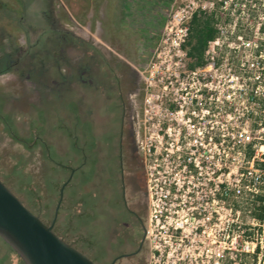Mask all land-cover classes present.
I'll use <instances>...</instances> for the list:
<instances>
[{
	"label": "built area",
	"instance_id": "2783aa9c",
	"mask_svg": "<svg viewBox=\"0 0 264 264\" xmlns=\"http://www.w3.org/2000/svg\"><path fill=\"white\" fill-rule=\"evenodd\" d=\"M260 3L264 8V0ZM241 4L238 0H186L171 17L176 29L169 32H175L179 41L174 46L176 61L163 65L159 73L161 97L169 103L158 122L173 120L179 126L175 131L178 154L172 158L165 151L157 171L149 170L148 175L151 221L180 242L173 264H224L227 259L237 264L241 253L254 256L258 246L264 248V236L239 243V234L228 242L229 232L240 229L241 213L252 214L257 197L264 193V32L260 30L264 22L257 23L251 36L233 39L240 32L238 16L223 23L217 12L218 5L225 11L229 5ZM198 11L217 13L219 37L209 43L207 65L191 70L182 45L188 22ZM227 82L238 86L228 90ZM249 145L251 158L246 154ZM155 175L157 183L152 185ZM155 186L159 192H153ZM172 245L168 242L155 251L163 257Z\"/></svg>",
	"mask_w": 264,
	"mask_h": 264
},
{
	"label": "flooded vegetation",
	"instance_id": "af4514ba",
	"mask_svg": "<svg viewBox=\"0 0 264 264\" xmlns=\"http://www.w3.org/2000/svg\"><path fill=\"white\" fill-rule=\"evenodd\" d=\"M56 1L48 0L47 10L42 12L51 32H43L36 42L44 37L42 48L31 56H52L60 83L75 82V99L70 101L75 112L67 118L69 136H62L65 147L71 145L74 151L63 166L62 184L75 193L76 248L96 264H152L151 236L161 232L160 223L155 225L150 218L148 171L165 151L173 154L172 158L177 156L176 124L160 120L156 134L162 138L158 142L161 147L149 142L152 134L146 118L145 77L139 70L142 58L127 53V32H108L101 23L93 34L70 29L67 11ZM14 2L18 9L3 8L7 5L0 2L1 10L9 11L8 19L17 16L26 21V4ZM16 31L9 33L12 43L4 44L6 52L13 48L17 54L14 64L27 51L20 41L13 42L21 32L19 28ZM63 65H69L75 75ZM37 216L47 225L55 218L48 222L45 208Z\"/></svg>",
	"mask_w": 264,
	"mask_h": 264
},
{
	"label": "rangeland",
	"instance_id": "374dc122",
	"mask_svg": "<svg viewBox=\"0 0 264 264\" xmlns=\"http://www.w3.org/2000/svg\"><path fill=\"white\" fill-rule=\"evenodd\" d=\"M22 1L26 4L23 15L26 21L24 22L18 20L17 16L13 20L8 19L7 13L9 11L0 8V112L3 114H0V177L5 185L23 201L26 198V185H33L39 195L42 196L43 203L49 205L52 210L56 202V192L54 188V191L50 193V184L53 185L57 181L63 182V179L61 180L63 177L61 174L65 172L63 166L74 151L71 145L68 149L65 147L62 136H69L67 118L72 112H75V107L70 103L75 99V82L73 79L71 85L64 86L60 83L59 71L53 65L55 58L52 56L45 57L41 53L32 58L31 55L34 54L35 49L40 50L42 48L40 46L44 37H41L39 44L36 43L37 40L43 32L48 35L52 29L45 22L42 14L43 11L47 10L48 0ZM260 1L238 0L239 4L245 5L241 4L240 7H230L229 5L225 11L221 10L218 5L217 12L223 23H228L235 16H238L240 32L251 36L257 23L264 22L262 19L264 8L260 5ZM0 2L8 6L3 8H19L14 0H0ZM59 2L63 4L70 18V29H79L93 34L101 23L103 28L108 29V32H127V53L133 52L134 57L138 55L142 58L139 70L145 77L146 118L151 123L150 133L152 134L149 142L161 147L158 144L160 138L156 134L159 114L164 112L163 109L168 106L169 101L161 97L164 91L158 81L159 73L163 71V65L170 61H176L174 46L179 40L175 32H169V29H176V23L171 18L172 14L178 7L185 4L186 0H172L164 25L157 37L154 35L155 32L148 37L145 34L147 32L135 29L133 18L128 17L131 8L127 5V0H57L56 4ZM233 9L236 10L235 15H232ZM30 26L38 29L37 32H31ZM17 28L21 32L17 34L13 42L20 41L23 49L27 51L21 54L18 57V62L14 64L12 61L15 62L17 54L12 52L13 48H10L12 51L6 52L4 44L6 41L12 43V37L9 33L13 30L17 32ZM34 44H37L36 48L33 46ZM8 54H11L10 59L7 58ZM229 54L231 55V53ZM235 60L237 59L235 58ZM185 61L187 63L186 58ZM63 67L68 73L75 75L74 70H70L69 65H63ZM42 71H44L43 75L39 73ZM237 72L243 73L242 70H237ZM146 81H149L151 85ZM226 86L228 90H231V88H236L238 84L227 82ZM179 118L182 119V117ZM10 121L18 135L26 139L23 144L15 141L9 135ZM185 121L182 120L181 122ZM175 127L177 130L179 126L176 125ZM183 127L184 125L181 124L180 128ZM49 134L52 142L60 146L58 152L54 146L49 145ZM170 162L171 160L167 161L168 170L171 167ZM156 164H159V161L152 163V168L149 170L156 172V168H158ZM55 174L57 175L56 181L53 178ZM156 176L153 177L152 185L157 183L154 181ZM156 188L155 186L153 192H159V189L156 190ZM71 194L73 195L71 201L64 203V209L59 215V224H64L67 219L72 217L73 224L76 225V198L73 189H64L63 199L67 200ZM48 214L51 216V213ZM50 216L48 222H50ZM238 222L240 229L235 228L233 232H229V244L234 240V236L239 234L241 235L238 237L239 243L243 240H260L264 236V224H258L247 210L241 213ZM159 231L161 233L154 232L151 236L153 252L155 253L152 264H173L178 254L176 249L179 241L174 242L173 239H170L165 230L160 229ZM241 232L244 234L242 235ZM66 238L70 242H77V232L76 235L67 234ZM168 242L173 243L171 249H166V253L160 257L159 253L155 251V247L162 249ZM167 254H170V257H167ZM236 262L237 264H255L254 256L250 253H241ZM229 263V259L224 261V264ZM256 263H261V257L256 260ZM0 264H25L1 238ZM192 264L195 262L193 261Z\"/></svg>",
	"mask_w": 264,
	"mask_h": 264
},
{
	"label": "trees",
	"instance_id": "16d2710c",
	"mask_svg": "<svg viewBox=\"0 0 264 264\" xmlns=\"http://www.w3.org/2000/svg\"><path fill=\"white\" fill-rule=\"evenodd\" d=\"M171 3L172 0H127V5H129V7L131 8L130 15H128V17L133 18L136 30H140L141 32H147L145 34L148 37L155 32L154 35L157 37L158 33L160 32V29L164 25L165 17ZM217 17L218 15L216 12L208 14L204 13L203 11H198L192 16V18L188 22V36L186 38L185 43L182 45V49L186 52V60L189 69L193 70L207 65L208 62L206 61L205 55L209 43L219 37V31L216 28ZM260 30L261 32H264V25L261 26ZM239 35H242L246 38L248 37V35L243 32H236L233 39H236ZM0 114L3 115L1 112ZM9 126V135L15 141L23 144L26 139L18 135L11 121L9 123ZM246 154L248 158L252 157L253 149L251 145L247 146ZM62 185L63 184L59 183L58 181L54 184L56 192V202L54 203V207L52 208V210L49 208V205L43 203L42 196L39 195V193L35 190L34 186L31 184L26 185L25 201H23L22 199L20 200L35 215H38L39 210L45 208L47 213H51V222L54 218L55 211L60 200V191ZM72 197L73 195L71 194L67 200L64 198L61 202L58 210V219L56 220V226L54 228V231L58 236H60L76 248V241L70 242L66 238L67 234L70 233V235H76L77 232L76 225L73 224V220L71 219L72 217H70V219H67L64 224H59V215L62 209H64V203L70 202ZM252 215L260 225L264 224V193L257 197V204L253 208ZM260 230L262 232V229ZM8 247L11 251H13L10 246ZM259 254H261L260 264H263L264 248L260 249V246L256 248V252L254 254L255 264H257L256 260H258Z\"/></svg>",
	"mask_w": 264,
	"mask_h": 264
},
{
	"label": "water",
	"instance_id": "95a60500",
	"mask_svg": "<svg viewBox=\"0 0 264 264\" xmlns=\"http://www.w3.org/2000/svg\"><path fill=\"white\" fill-rule=\"evenodd\" d=\"M64 188L54 221L47 225L0 178V238L25 264H96L54 231Z\"/></svg>",
	"mask_w": 264,
	"mask_h": 264
},
{
	"label": "crops",
	"instance_id": "0c3cea01",
	"mask_svg": "<svg viewBox=\"0 0 264 264\" xmlns=\"http://www.w3.org/2000/svg\"><path fill=\"white\" fill-rule=\"evenodd\" d=\"M48 138V137H47ZM49 145L51 146H54L55 147V149H56V151L58 152V149L60 148V146L59 145H57V144H55V143H53L52 142V140H51V135L49 134ZM60 153V152H59ZM52 165V164H51ZM51 174H52V170H51V166H50V176H51ZM54 174V173H53ZM62 175V174H61ZM53 178L55 179V181H56V179H57V175L55 174V176H53ZM62 178L63 177H61V180H62ZM56 183V182H55ZM49 191H50V193H52V191H54V184L52 185V184H50V187H49Z\"/></svg>",
	"mask_w": 264,
	"mask_h": 264
}]
</instances>
